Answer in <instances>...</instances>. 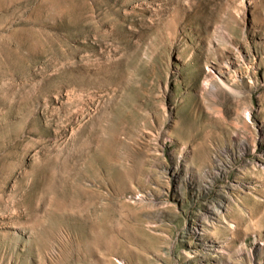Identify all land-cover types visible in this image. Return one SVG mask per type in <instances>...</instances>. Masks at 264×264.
Segmentation results:
<instances>
[{
  "label": "rangeland",
  "instance_id": "obj_1",
  "mask_svg": "<svg viewBox=\"0 0 264 264\" xmlns=\"http://www.w3.org/2000/svg\"><path fill=\"white\" fill-rule=\"evenodd\" d=\"M0 264H264V0H0Z\"/></svg>",
  "mask_w": 264,
  "mask_h": 264
}]
</instances>
